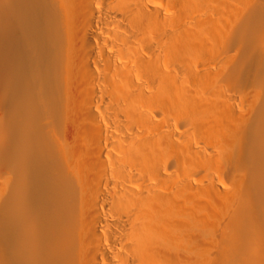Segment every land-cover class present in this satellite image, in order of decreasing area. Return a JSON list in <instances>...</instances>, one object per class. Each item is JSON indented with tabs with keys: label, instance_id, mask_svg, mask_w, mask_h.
I'll use <instances>...</instances> for the list:
<instances>
[{
	"label": "bare ground",
	"instance_id": "6f19581e",
	"mask_svg": "<svg viewBox=\"0 0 264 264\" xmlns=\"http://www.w3.org/2000/svg\"><path fill=\"white\" fill-rule=\"evenodd\" d=\"M264 0H0V264H264Z\"/></svg>",
	"mask_w": 264,
	"mask_h": 264
},
{
	"label": "rangeland",
	"instance_id": "374dc122",
	"mask_svg": "<svg viewBox=\"0 0 264 264\" xmlns=\"http://www.w3.org/2000/svg\"><path fill=\"white\" fill-rule=\"evenodd\" d=\"M263 205H264V201H263ZM264 211V210H263Z\"/></svg>",
	"mask_w": 264,
	"mask_h": 264
}]
</instances>
